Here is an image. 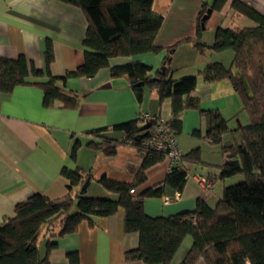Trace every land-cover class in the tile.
I'll list each match as a JSON object with an SVG mask.
<instances>
[{
	"label": "trees",
	"instance_id": "trees-1",
	"mask_svg": "<svg viewBox=\"0 0 264 264\" xmlns=\"http://www.w3.org/2000/svg\"><path fill=\"white\" fill-rule=\"evenodd\" d=\"M54 1L75 7L84 16L83 63L62 77L52 76L49 66L54 54L51 41L47 39L43 53L44 70H36L22 55L16 59L0 58V94H8L18 86L36 85L42 90L45 108L57 102L63 109H74L78 94L66 91L65 81L68 78L92 79L100 71L108 70L110 79L124 78L127 81L138 101L144 87L156 91L160 102L170 99V119L165 122L175 137L181 132L182 114L188 109L199 110L206 121L204 136L212 145L220 144L227 134H233L235 130L228 127V121L216 110L199 109V99L192 95L196 89V76L172 79L169 56L165 58L164 67L154 75H150L149 66L141 63L110 66L113 59L160 51L155 39L163 17L153 11V0ZM227 1L213 0L211 5L203 2L196 19L195 38L178 44L192 43L199 53L206 49L215 53L232 52L229 67L213 62L198 75L205 83L228 80L240 100L242 111L247 114L249 122L236 127L239 140L221 147L226 160L219 167L220 179L240 176L242 181L225 187L213 208L203 198H198L193 212L151 218L144 213V200L162 197L163 186L180 192L188 176L186 170L173 169L166 174L162 184L134 196L132 192L145 182L144 172L164 161L162 154L142 155L131 183L101 178L99 183L114 198H90L80 193V186L84 183L81 171L63 168L61 175L69 183L66 196L51 200L34 194L16 204L13 217L0 224V264H49L47 258H41L38 252V237L43 230L50 234V238L71 235L82 221L94 226L97 219L110 217L119 209L124 212V232L136 233L139 239L137 249L125 254L126 260L169 264L184 238L189 236L192 245L181 264H196L200 259L206 264H264V15L240 0H233L230 5L232 13L252 21L254 26L218 28L213 43L208 46L201 40L210 16L207 10L219 12ZM42 77H46V81H31ZM138 84L142 86H136ZM142 115L135 121L112 127L114 131L124 132L121 141L103 136L107 129L88 132L87 135L94 140L87 147L111 156L119 144H128L140 153L141 143L147 136L139 138L142 134L140 124H145ZM77 147L78 143H75L72 156ZM182 162L199 163L198 150L182 154ZM207 180L213 189L214 182ZM53 246L48 240V252ZM67 262L79 264L78 255L67 254Z\"/></svg>",
	"mask_w": 264,
	"mask_h": 264
},
{
	"label": "crops",
	"instance_id": "crops-1",
	"mask_svg": "<svg viewBox=\"0 0 264 264\" xmlns=\"http://www.w3.org/2000/svg\"><path fill=\"white\" fill-rule=\"evenodd\" d=\"M232 1L228 0L219 12H212L208 17L201 35L204 44L210 46L213 43L218 28H241L239 23L244 17L232 13ZM240 1L264 15V0ZM203 2L211 5L213 0H153V11L163 17L155 39L160 51L113 59L110 66L141 63L149 66L150 75H154L164 67L165 58L169 56L172 79L196 76V89L192 95L199 99V109L216 110L228 121V127L235 130L232 137L237 141L238 131L230 119L237 117L240 100L230 82L225 79L205 83L198 75L208 64H224L223 60L210 55L218 53L208 49L199 53L192 43L178 44L195 38L196 19ZM85 30L84 16L75 7L54 0H0V58L16 59L22 55L36 70H44L43 53L49 39L54 54L49 72L54 77H62L84 61L82 41ZM176 44V48L170 50ZM227 56L232 59L231 54ZM46 79L31 81L44 82ZM107 84L109 88H102ZM63 86L66 91L78 94L74 109H63L57 102L45 108L42 90L36 85L18 86L8 94H0V224L13 217L16 204L34 194L51 200L66 196L69 183L61 175L63 168L81 171L83 181H89L83 192L86 196L114 198L99 180L106 178L112 182L131 183L143 157L128 144H119L111 156L95 151L87 147L94 140L87 133L107 129L103 136L121 141L124 132L114 131L112 127L135 121L140 114L151 119H170V99L160 102L156 91L144 87L138 101L127 81L110 79L108 70L100 71L92 79L68 78ZM205 132L206 121L199 110H185L176 141L183 155L197 149L199 163L186 164L188 176L180 192L163 186L162 197L144 200L143 210L147 216L170 217L193 212L198 198H203L213 208L224 188L233 185L232 178H219V167L226 160L221 147L231 144L224 137L220 144L212 145L205 138ZM75 143L78 147L72 156ZM204 145L207 157H203ZM144 173L145 182L132 192L134 196L162 184L168 173L166 163H157ZM195 177L212 180V191L204 194ZM123 218L124 212L119 209L110 217L97 219L94 226L82 221L74 234L60 238H50L43 230L37 242L39 256L46 257L49 264H68L69 253L78 255L79 264H144L125 259L126 253L137 249L139 239L136 233L124 232ZM48 240L54 245L49 252ZM191 245V237H185L169 264H181ZM196 264L206 263L200 259Z\"/></svg>",
	"mask_w": 264,
	"mask_h": 264
},
{
	"label": "built area",
	"instance_id": "built-area-1",
	"mask_svg": "<svg viewBox=\"0 0 264 264\" xmlns=\"http://www.w3.org/2000/svg\"><path fill=\"white\" fill-rule=\"evenodd\" d=\"M144 123L152 120L148 115L141 117ZM155 120V119H154ZM141 155L158 153L164 156L167 172L173 169L188 170V165L182 162V153L178 147L176 137L171 127L164 120H155L145 139L141 143ZM198 187L204 194L212 190V184L205 178H195Z\"/></svg>",
	"mask_w": 264,
	"mask_h": 264
},
{
	"label": "rangeland",
	"instance_id": "rangeland-1",
	"mask_svg": "<svg viewBox=\"0 0 264 264\" xmlns=\"http://www.w3.org/2000/svg\"><path fill=\"white\" fill-rule=\"evenodd\" d=\"M240 26L241 27H253L254 26V23L246 18H242V20L240 21ZM232 55V52L230 51H224V52H220L218 54H213L211 53L210 55H215L214 57H218V58H221L223 60V63L226 67H229L230 64H231V60H229L228 56L227 55ZM218 55V56H217ZM226 101H228L226 99ZM220 104V103H219ZM230 122L231 124H233L235 127H237L239 124H242V125H246L249 120H248V117H247V114L242 111L241 109V104H240V107L238 109V114H237V117H233L232 119H230ZM238 136V137H237ZM237 136H235V138L237 139V141L239 140V133L237 134ZM225 138H227L229 144H233L234 143V138L232 137V134H227L225 136ZM198 139V138H197ZM200 140V139H199ZM210 155V154H209ZM203 157H207V154H206V147L204 145V153H203ZM210 157V156H209ZM195 178H198V177H195ZM233 184H236L237 182H241L242 181V178L240 176H237V177H233ZM232 183V182H231ZM197 186V185H196Z\"/></svg>",
	"mask_w": 264,
	"mask_h": 264
},
{
	"label": "water",
	"instance_id": "water-1",
	"mask_svg": "<svg viewBox=\"0 0 264 264\" xmlns=\"http://www.w3.org/2000/svg\"><path fill=\"white\" fill-rule=\"evenodd\" d=\"M210 13H211L210 10H207V15H210ZM136 86H142V84H138ZM109 87H110V85L107 84V85H104L102 88H109ZM154 124H155V120L152 119V120L148 121L147 123H145L143 126H141L139 129V132H142V134L139 135V138L140 139L144 138L148 134L149 129L152 126H154ZM88 182H89L88 180H85V182L82 184L81 189H80V193H83L86 190Z\"/></svg>",
	"mask_w": 264,
	"mask_h": 264
}]
</instances>
